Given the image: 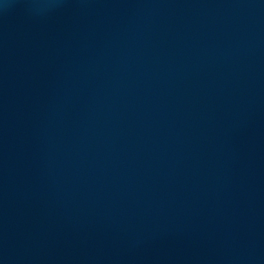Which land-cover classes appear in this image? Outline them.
Returning <instances> with one entry per match:
<instances>
[{"label": "water", "instance_id": "95a60500", "mask_svg": "<svg viewBox=\"0 0 264 264\" xmlns=\"http://www.w3.org/2000/svg\"><path fill=\"white\" fill-rule=\"evenodd\" d=\"M0 264H264V0H0Z\"/></svg>", "mask_w": 264, "mask_h": 264}]
</instances>
